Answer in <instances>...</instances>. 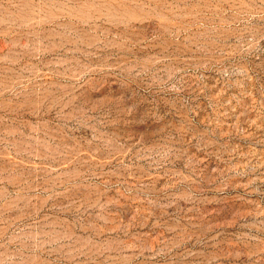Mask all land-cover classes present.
Masks as SVG:
<instances>
[{
  "label": "rangeland",
  "instance_id": "rangeland-1",
  "mask_svg": "<svg viewBox=\"0 0 264 264\" xmlns=\"http://www.w3.org/2000/svg\"><path fill=\"white\" fill-rule=\"evenodd\" d=\"M0 264H264V0H0Z\"/></svg>",
  "mask_w": 264,
  "mask_h": 264
}]
</instances>
